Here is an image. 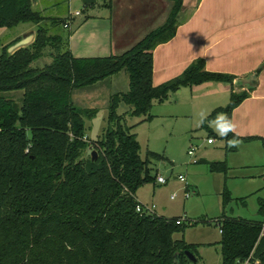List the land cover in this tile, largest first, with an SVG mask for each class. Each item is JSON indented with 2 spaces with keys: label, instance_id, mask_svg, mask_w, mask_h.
Here are the masks:
<instances>
[{
  "label": "trees",
  "instance_id": "1",
  "mask_svg": "<svg viewBox=\"0 0 264 264\" xmlns=\"http://www.w3.org/2000/svg\"><path fill=\"white\" fill-rule=\"evenodd\" d=\"M170 1L175 6L167 22L130 52L76 59L69 49L71 32L50 35L52 28L64 29L68 19L44 16L33 0H0V29H37L34 43L14 53L9 49L22 38L7 46L0 37V264H193L187 252L199 262L197 245L174 238L186 231L180 218L137 211L142 205L138 190L157 179L150 175L151 159L161 156L148 153L143 160L137 136L118 113L125 104L131 117L150 120L154 102L164 103L183 88L217 82L235 90L236 77L206 71L203 60L180 77L153 86L154 50L175 36L176 17L183 9L182 0ZM47 48L55 50V61L44 69L33 67ZM122 71L129 75V90L110 101L103 139L90 141L87 121L98 111L77 108L73 92ZM20 91L21 106L4 96ZM247 96L232 92L230 105L216 110L203 128L224 113V139L235 138L231 115ZM241 140L264 145L259 138ZM90 145L97 152L94 160L86 156ZM209 167L212 173L228 174L226 162ZM230 201L225 191L224 208ZM259 206L261 221L223 213L217 222L222 264H264V200Z\"/></svg>",
  "mask_w": 264,
  "mask_h": 264
},
{
  "label": "crops",
  "instance_id": "2",
  "mask_svg": "<svg viewBox=\"0 0 264 264\" xmlns=\"http://www.w3.org/2000/svg\"><path fill=\"white\" fill-rule=\"evenodd\" d=\"M182 2L184 8L182 21L177 26L175 36L154 50L153 86L159 87L180 77L194 62L203 60L206 71L236 77V82L243 81L253 88L235 85L233 91L226 83H205L192 88H183L173 93L164 103L154 102L149 114L152 117L150 120L146 117H131L130 114H126L128 110L120 115H125V120L130 119L135 122L132 125L134 127L132 133L134 132L136 136L135 130L138 126L156 120L164 126L165 130H162L172 139L181 137L196 139L195 135L199 133L198 131H205L209 139L214 140L213 144L208 143V145L213 146L216 140H220L223 144L220 149L225 151L219 153L222 155L209 159L206 157L208 154L206 156L203 153L198 156L196 154L199 159L198 164L209 166L210 163L226 162L228 172L246 170V168L247 170L256 168L262 172L264 171L263 141L246 142L241 139L264 140V0H182ZM80 3L84 8H78L82 16L79 20L76 19L77 24L72 23L70 30L63 29L65 33L71 32L69 49L72 56L76 59H103L120 55L124 46L121 41L117 43L115 40L112 18L104 15V12L97 11V2L88 7ZM74 4H76L75 0H68V12L64 11L66 15L63 19L70 17L71 7L75 6ZM33 6L36 10H40L42 0H33ZM40 12L44 14L43 10ZM125 86L126 88H121L118 92L129 89V79H126ZM232 92L248 96L232 112L230 128L235 138L227 141L224 139L227 132L226 114H218L207 125V129L203 128V124L216 110L225 109L230 105ZM89 123L91 122H87V129L90 127ZM86 136L90 139L88 134ZM191 148L199 150V146L193 145ZM242 153L246 154V159L240 161L237 156ZM198 172L205 177V173L209 172L211 177L206 179L211 184L219 181V190L216 193L227 181L225 174H212L210 167L207 171ZM156 177V184L167 185L168 180L166 184H161L158 181L161 175L157 174ZM190 187L199 194L198 183H193ZM136 199L142 204L137 197ZM142 205L148 206L144 203ZM177 235H181V239L175 238V240H185L184 234ZM189 245H197L200 249L214 246L221 250L219 242Z\"/></svg>",
  "mask_w": 264,
  "mask_h": 264
},
{
  "label": "rangeland",
  "instance_id": "3",
  "mask_svg": "<svg viewBox=\"0 0 264 264\" xmlns=\"http://www.w3.org/2000/svg\"><path fill=\"white\" fill-rule=\"evenodd\" d=\"M75 1V6L72 5L71 7L72 15L84 8L80 3L83 0ZM96 2L97 11L104 12V15L112 18L115 27V40L117 43L121 41L122 46H124L121 54L115 55V57L123 56L130 52L150 33L160 29L172 15L175 6L170 0H97ZM67 5L68 0H42L40 10H43L44 16L48 18L63 19L66 15L64 11L68 12ZM183 9L176 17L177 24L182 21ZM37 10L40 11L39 9ZM76 19L79 20L80 18H71V16L68 18L67 22L70 21V27L72 23L77 24ZM48 25L50 26L49 22L47 23ZM30 30L35 32V37L32 41L34 43L37 29L33 25H19L13 29H0V37L4 45L8 46L22 38ZM64 30H70V28H64ZM64 30L63 27L52 28L50 35L55 33L63 34ZM1 53L2 51L0 50V55ZM55 57V50L47 48L43 52V56L35 61L33 67L44 69L55 61ZM126 79H129V75L126 71H122L115 78L111 77L103 82H98L92 87L73 92L72 101L77 108L84 110L96 109L98 111L97 115L91 121L89 120L91 123H89L90 127L87 129V134L91 139L90 141L98 142L103 139V133L108 126L109 103L115 94L125 93L129 90L118 92L121 91V88H126ZM4 96L7 99L16 100L20 106L22 105L23 92L6 93ZM125 110L129 111L127 114L132 111L130 106L121 104L118 113L122 114ZM125 123L132 130L134 129L132 126L135 123L134 121L129 119L125 120ZM162 129L165 130L164 126L156 120L155 122L150 121L143 126H138V129L135 130L137 140L141 146V158L145 160L148 152L161 156L159 160L151 159L152 171L150 175L155 178L158 174L168 180L167 185L164 186L156 183L142 186L136 194L142 204L154 205V212L159 216H165L169 219L180 218L183 224L187 225L184 232L187 244L220 243L222 235L220 224L217 222L221 219L223 213L231 218H241L248 221L262 220L259 214V205L260 201L264 200L263 170L262 172L256 168L231 170L226 175L227 181L225 185L221 186V190L216 193L219 190V181H214L211 184L206 179V177L209 179L211 177L209 172L205 173L206 177L198 174V171L209 170V166H205L203 163L194 164L193 158L188 156V151L195 145L199 146V150L196 148L197 156L203 153L204 156L208 154L206 156L208 159L216 158V156L222 155L219 153L225 151L220 149L223 146L221 141L216 140L215 145L209 146V136L205 131H198L199 133L195 135V137H198L196 139L188 137L172 139ZM93 152L95 150L90 145L86 156H92ZM245 155L242 153L237 157L240 161H243L246 159ZM197 160L199 161V159ZM179 177H184L186 183H181ZM193 183L199 184V194L193 188H189ZM216 187L217 189H215ZM187 188L190 193L189 199L185 198V194L188 192V190L186 191ZM225 191L230 193L232 201L224 208L223 194ZM180 237L181 235H175L174 238L181 239ZM197 254L200 262L193 264H222L221 250L218 247L205 246L202 249L198 247Z\"/></svg>",
  "mask_w": 264,
  "mask_h": 264
},
{
  "label": "water",
  "instance_id": "4",
  "mask_svg": "<svg viewBox=\"0 0 264 264\" xmlns=\"http://www.w3.org/2000/svg\"><path fill=\"white\" fill-rule=\"evenodd\" d=\"M95 2H96V0H83L82 1V3L85 6H88V5L95 3ZM34 35H35V32H33V31H30L29 33H27L25 36H23V38L20 42L16 43L13 47H11L9 49V53H14L15 51H17L19 49H22V48H25V47H28L29 45H31L32 41L34 39ZM235 85L238 87H247L248 89L253 88V87L245 84L243 81L242 82H235ZM92 157H93V160L96 159V157H97L96 151L92 153ZM186 255L191 260V262L198 263L197 258L191 252H187ZM178 256H179V254L176 255V257H178Z\"/></svg>",
  "mask_w": 264,
  "mask_h": 264
},
{
  "label": "built area",
  "instance_id": "5",
  "mask_svg": "<svg viewBox=\"0 0 264 264\" xmlns=\"http://www.w3.org/2000/svg\"><path fill=\"white\" fill-rule=\"evenodd\" d=\"M70 16H71V18L80 17V16H82V13L77 12V13H75L74 15L71 14ZM69 25H70V21L65 23L64 28H66V29L70 28ZM86 140H87V138L85 139V141H86ZM208 143H209V144H213V143H214V140H213V139H209V140H208ZM189 156L193 158V163H194V164H196V163L199 162V161L197 160V158H196V148H193V149L189 152ZM179 180H180V182L183 183V184L186 183V180H185L184 177H179ZM158 181H159V183H161V184H166V182H167L166 179L163 178V177H159V178H158ZM187 190H188V188L186 189V191H187ZM185 197H186L187 199L190 198V193H189V192H186ZM172 199H174V197H172ZM154 209H155L154 206L150 207V206H144V205H141V206H138V207H137V211H138L139 213H146V214H154V213H155V212H154ZM221 233H222V231H221ZM246 264H248V262H247Z\"/></svg>",
  "mask_w": 264,
  "mask_h": 264
}]
</instances>
